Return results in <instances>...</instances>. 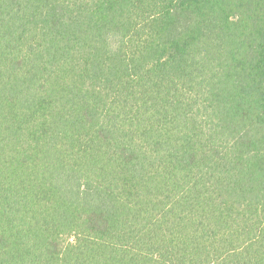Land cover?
<instances>
[{
	"label": "trees",
	"instance_id": "16d2710c",
	"mask_svg": "<svg viewBox=\"0 0 264 264\" xmlns=\"http://www.w3.org/2000/svg\"><path fill=\"white\" fill-rule=\"evenodd\" d=\"M0 264H264V0H0Z\"/></svg>",
	"mask_w": 264,
	"mask_h": 264
}]
</instances>
